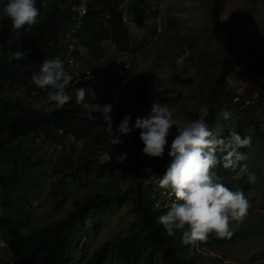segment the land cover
<instances>
[{
    "label": "trees",
    "instance_id": "obj_1",
    "mask_svg": "<svg viewBox=\"0 0 264 264\" xmlns=\"http://www.w3.org/2000/svg\"><path fill=\"white\" fill-rule=\"evenodd\" d=\"M121 1L91 0L89 3L84 26L78 32V40L91 56V60L85 57L83 60L89 67L99 68V60L105 54V42H111L118 51L130 54L139 49L129 27L123 22L119 9ZM210 2L211 27L200 37L204 45L198 74H207L213 68L216 73L208 93H204L205 85L202 86L201 99L207 107L203 120L221 138L227 137L230 129L241 135H250L247 129L252 127L253 144L264 147V57L261 63L253 66L251 80L240 91L230 83V77L236 72L235 66L240 65L242 58L239 56L251 55L257 43L248 44L246 49L251 48L246 52H242L244 50L240 46L236 47L233 35L226 31L222 20V0ZM6 3L7 0H0V42L8 54L10 49H19L27 52L28 58L0 61V236L6 240L7 247L4 249L11 255L9 260H4V264H72L74 259L76 264H158V261L162 264H195L190 257L195 248L182 243V231L176 230L170 236L156 222L167 211L169 202L165 200L168 198L171 202L174 197L161 196L159 185L155 190L150 180L154 178L157 183L166 172L170 148H166L163 159L149 156L142 159L144 144L140 140V130L122 135L124 143L112 146L103 111L96 106L88 108L95 100L87 94L82 104L73 99L63 109L57 110L55 103L48 100L47 91L31 83L33 72L40 70L44 59H54L63 52L59 36L66 23L57 4L50 3L43 10L37 0L40 10L37 23L25 26L26 34H22L19 41L9 43L12 22L3 12ZM144 12L145 7L138 1L131 8L137 22L146 20ZM76 87H85V83ZM150 92L157 94L156 88L145 82L136 87L135 98L142 101L145 93L144 98L148 100ZM33 101L41 105L40 109L32 107ZM115 109L113 107L110 113L114 132L122 121L121 113ZM224 112L236 113L239 119L229 124L222 116ZM88 113L95 119L89 120ZM59 128L63 129L62 134ZM218 128L220 134L216 132ZM69 133L76 137L75 141L67 139ZM43 134L51 135L60 147L72 143L73 151L50 160L52 178L46 185L47 190L42 193L38 191L42 187L38 176L33 174L35 165H42L41 156L34 163H28L29 156L26 153L21 156L19 149L28 139L35 142ZM177 135L173 139L170 137V141ZM80 142L83 147L74 151L77 150L75 145ZM139 148H142L141 152ZM105 151L113 152V159L100 165L99 154ZM125 151L126 160L118 162L116 156ZM217 168L223 178L230 173L222 166ZM125 179L128 187L121 186ZM91 183L99 185L92 189ZM74 189L83 191V194L72 199V207L64 217L36 222L34 211L38 206L47 201L61 206L71 199ZM33 197L40 200L34 208L30 205ZM161 198L163 201L157 205ZM127 202L135 213L134 222L124 235L119 233L107 239L91 252L90 246L103 228V216L114 213ZM263 214L260 213L261 216ZM261 221L262 227L257 233L264 234V219ZM81 241L79 247H74L75 242Z\"/></svg>",
    "mask_w": 264,
    "mask_h": 264
},
{
    "label": "rangeland",
    "instance_id": "obj_2",
    "mask_svg": "<svg viewBox=\"0 0 264 264\" xmlns=\"http://www.w3.org/2000/svg\"><path fill=\"white\" fill-rule=\"evenodd\" d=\"M137 1L145 7L146 20L142 23L137 22L131 14L128 24L133 41L135 39L136 48H139L137 52H131L134 55L132 61L134 65L126 71L124 64L120 63V54L116 47L111 42L104 43V55L107 60H113V62L111 64L99 62V68H95L98 69L97 72L100 75L111 78L116 84L119 83L122 90L118 93L110 90L102 92L100 98L97 99V108L104 111V105L112 104L116 107L115 110L121 113L122 119L130 114L132 119L136 120L137 117H146L150 112L151 104L157 100L169 106L173 112V120L178 126L182 127L196 119L203 120L207 107L201 99L202 86L205 85L204 93H208L216 73L213 68L207 74H198L201 48L204 45L200 37L211 27L210 0H133L131 7ZM68 5L70 6L71 3L68 2ZM222 7V20L226 31L233 35L234 42L237 44L235 46H240V49L244 50L242 52H246L251 48L246 49L248 44L257 43L251 55L239 56L242 58L240 65L235 66L236 72L230 77V83L240 91V88L246 86L251 80L253 66L261 63L262 56L264 57V0H222ZM177 48L182 50L187 48L191 51V56L188 57L183 67H177L174 63L178 55ZM84 51L86 50L83 49ZM90 58L86 59L91 60ZM84 64L86 65L85 62ZM145 82L152 88L155 87L157 94L150 92L147 100L143 93L142 101H138L135 98L136 87ZM93 106L95 107V104H89L88 108H93ZM262 111L264 113L263 109ZM228 114L229 118L225 120L229 124L239 119L236 113ZM262 119L264 124V116ZM176 125L170 129L171 135L167 137L166 148L171 146L170 137L173 139V136L178 134ZM216 132L220 134L221 130L218 128ZM247 132L251 136L254 134L252 127H249ZM40 138V142L28 139L19 150L22 152L21 156H25L23 153L29 156L27 157L28 163H34L37 157L41 156L42 165H35L33 174L38 176L40 185H42L38 191L43 193L47 190L46 185L52 178L50 160H55L59 155L73 151V146L69 142L64 145L65 147L68 145L67 149L64 146L60 147L51 139V135L43 134ZM82 147L83 143L80 142L75 145L77 150L74 149V151ZM141 150L142 148L138 149L139 152ZM241 151L249 157L242 163L247 164L249 172L255 173L256 182L250 183L247 175L234 179L236 172L230 170V173L224 176L223 183L232 190L240 188L245 194L248 192L246 196L251 203V208L242 222H232L233 235L230 239L217 238L212 233L207 244L198 242V248H195L190 255L195 264H264V234L257 233L260 231L259 227H262L261 220L264 219V214L260 215L264 213V147L252 143L250 148L241 149ZM141 155L142 159L148 157L143 154V151ZM216 171L221 176L218 168ZM150 181L155 185L156 190L157 183L154 182V178ZM98 185V183H91L92 189H96ZM121 186L128 187L126 179ZM248 187H250L249 190ZM160 190H162L161 196H172L170 192H166L167 189L160 188ZM80 194H83V191L74 189L71 199L58 207L46 200L43 206H38L34 211L36 222L41 221L42 223L45 220L64 217L72 207V199ZM1 198L0 193V203ZM161 201L163 198L158 200L157 205ZM39 202L40 200L33 197L30 205L34 208L40 204ZM165 202L170 203L168 198ZM134 220L135 213L128 202L121 205L114 213L103 216V228L93 240L90 251L92 252L96 246L119 233L124 235ZM80 244L82 241L75 242L74 247H79ZM7 252V249L0 247V264H4L6 258H10ZM75 262L74 259L72 264H76ZM158 264L162 263L158 261Z\"/></svg>",
    "mask_w": 264,
    "mask_h": 264
},
{
    "label": "clouds",
    "instance_id": "obj_3",
    "mask_svg": "<svg viewBox=\"0 0 264 264\" xmlns=\"http://www.w3.org/2000/svg\"><path fill=\"white\" fill-rule=\"evenodd\" d=\"M39 1L43 10H46L50 3H56L62 19L66 23V28L61 31L59 36L62 39L63 52L57 54L54 59H44L40 70L33 72L31 83L39 89L47 91L48 100L55 103L57 110L63 109L73 99L77 104H82L86 94L95 100L93 104L97 107V99L100 98L102 92L106 90L120 92L122 87L119 83L116 84L111 78L100 75L97 72L98 69L84 64V57L91 56L78 40V32L84 26L87 14L83 18L82 27L76 33L78 48L73 53L76 64L69 67L72 62L68 61L66 56L70 46L66 31L70 28V7L73 3L67 10L62 11L59 6L61 0ZM131 6L132 4L128 5L127 9L130 12L128 20L125 21L122 18L127 25L132 14ZM3 12L12 22L9 43H12L13 40L19 41L21 35L26 34L25 26L30 27L36 24L37 18L40 16L37 0H7ZM83 49L86 50L85 54ZM176 52L178 55L174 63L177 67H183L188 57L191 56V51L187 48L183 50L177 48ZM118 54H120V63L124 64L125 70L131 69L134 65L132 63L133 55L127 51H118ZM8 58L9 62L21 61L27 59L28 54L19 49H10L8 54L6 47L0 42V61ZM99 62L111 64L113 60H107L103 55ZM86 70L92 71L100 84H94L92 80H80ZM82 83H85V87H76ZM69 89H74V91ZM32 107L40 109L41 105L33 101ZM103 109V120L106 123L105 128L112 146L124 143L121 139L122 135L140 130V140L144 144L143 154L154 158H164L168 144L167 137L171 135L172 126L176 125L173 120V112L166 103L155 100L151 104L149 114L146 117H137L136 120L132 119L130 114L125 115L117 126L116 132L113 131V118L110 115L113 105H104ZM222 116L224 119L229 118L227 112L222 113ZM87 118L95 119L91 113L87 114ZM176 126L178 135L172 141L170 151L167 152L170 162L166 172L157 180L159 187L170 190L174 199L166 205L167 211L160 215L156 222L162 225L170 236L174 235L176 230H181L182 243L193 248H198V242H207L212 233L217 238L230 239L233 235L232 222H242L251 208V203L242 189L232 190L227 187L223 183V177L218 174L216 169L218 166H222L225 170L236 172L234 179H240L247 175L248 181L255 183V173L249 172L247 164L242 163L249 157L241 151V149L252 146L253 138L250 135H241L235 129H230L227 137H218L202 119L189 121L182 127ZM58 131L60 134L63 133L62 128H59ZM67 139L75 141L76 137L69 133ZM40 140V137L36 138V141ZM126 158V151L116 156V160L120 163H123ZM112 159L113 152L105 151L99 154L98 162L100 165H105ZM0 247H7V242L2 236ZM9 257L11 258L10 253Z\"/></svg>",
    "mask_w": 264,
    "mask_h": 264
},
{
    "label": "built area",
    "instance_id": "obj_4",
    "mask_svg": "<svg viewBox=\"0 0 264 264\" xmlns=\"http://www.w3.org/2000/svg\"><path fill=\"white\" fill-rule=\"evenodd\" d=\"M65 1L73 3L70 7V28L66 31V37L68 38L70 43L69 50L66 56H67V60L72 62L71 65H69V67H73L76 64L73 53L78 48L76 44V33L84 23L83 18L88 13L90 0H65ZM126 1L125 3H122L120 5V8L125 12L124 14L125 21L128 20V13H127L128 4ZM59 6L62 11L67 10V6L64 3L60 2ZM86 77H90V78H86ZM82 79L92 80L94 84H100V82L96 79L94 73L90 70H86L84 72L83 77L80 78V80Z\"/></svg>",
    "mask_w": 264,
    "mask_h": 264
},
{
    "label": "crops",
    "instance_id": "obj_5",
    "mask_svg": "<svg viewBox=\"0 0 264 264\" xmlns=\"http://www.w3.org/2000/svg\"><path fill=\"white\" fill-rule=\"evenodd\" d=\"M125 1H126V0H122V1L120 2V4H119V9H120L121 12H122V18H123V19H124V14H125V12L120 8V5H121L122 3H125ZM126 2H127L128 5H130V4L133 3V0H129V1H126ZM61 3H64V4L67 6V8L69 7L68 2H66L65 0H61ZM127 13H128V16H129V15H130V12L127 11ZM126 25H127V23H126ZM127 28H128V25H127Z\"/></svg>",
    "mask_w": 264,
    "mask_h": 264
}]
</instances>
